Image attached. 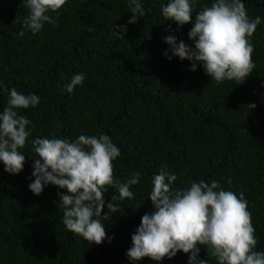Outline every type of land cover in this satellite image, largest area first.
Here are the masks:
<instances>
[{
  "label": "trees",
  "instance_id": "obj_1",
  "mask_svg": "<svg viewBox=\"0 0 264 264\" xmlns=\"http://www.w3.org/2000/svg\"><path fill=\"white\" fill-rule=\"evenodd\" d=\"M213 2L194 0L193 21ZM242 2L250 19L262 20L250 37L255 67L241 84H218L202 65L193 72L189 61L164 56L168 35L194 47L188 38L192 23L165 21L161 7L168 0H141L145 15L128 25L125 37L114 35L113 25L131 18L129 0H66L57 13H48L55 26L46 23L37 34L23 28L28 15L23 0H0V112L8 101L4 89L40 100L18 112L30 121L20 149L23 171L9 174L0 162V264H189L190 254L183 252L160 262H133L126 255L141 217L154 210L148 200L151 180L161 169L176 175L174 189L203 180L243 193L255 250L264 251V0ZM79 73L83 84L67 92L64 86ZM101 134L120 149L114 178L124 182L134 171L141 175L130 189L133 198L116 201L118 213L105 222L110 241L96 245L62 223L58 193L66 194L65 189L47 185L36 196L29 184L33 139L55 135L74 141ZM115 194L114 189L105 193L102 215ZM198 247L199 258L208 259L206 249ZM209 264H217L215 258Z\"/></svg>",
  "mask_w": 264,
  "mask_h": 264
},
{
  "label": "clouds",
  "instance_id": "obj_2",
  "mask_svg": "<svg viewBox=\"0 0 264 264\" xmlns=\"http://www.w3.org/2000/svg\"><path fill=\"white\" fill-rule=\"evenodd\" d=\"M28 9L22 25L33 34L44 25L55 26V19L48 13H57L66 0H23ZM131 18L122 26L113 25L114 35L125 37L129 24H136L145 15L141 0H129ZM194 0H168L161 7L165 21L178 26L192 23L188 32L190 47L174 35L164 37L169 46L164 56L171 60L178 57L190 62L195 72L200 64L207 76L216 83L235 81L241 84L255 67L252 61L254 47L250 37L261 17L249 18L242 0H214L204 6L194 17ZM94 27L89 31H94ZM171 30V29H169ZM24 35V31L19 33ZM83 73L75 74L64 87L67 92L83 84ZM8 91L7 106L0 112V162L12 175L23 171L25 155L20 149L26 146L30 121L18 112L39 104L35 94H23L12 88ZM249 110L255 104L246 106ZM34 161L29 190L41 195L47 185L65 189L58 193L63 208L62 223L66 229L85 241L100 245L107 238L105 222H110L119 211L116 201L132 199L133 185L140 183V172L121 182L114 178L113 161L120 156V149L108 135H80L74 141L63 138L37 137L32 140ZM177 179L167 169L152 177L149 199L153 211L141 217L139 227L132 235V247L126 255L130 261L143 258L160 262L172 259L178 252L189 255V264H264V251H256L257 239L243 193L239 196L224 190L218 181L205 183L193 181L188 189H174ZM230 184L231 181H228ZM109 189L115 195L104 212V195ZM206 249L208 259H200V247Z\"/></svg>",
  "mask_w": 264,
  "mask_h": 264
}]
</instances>
